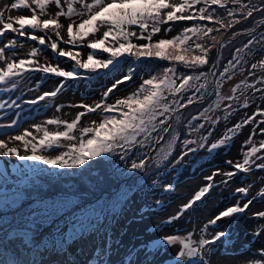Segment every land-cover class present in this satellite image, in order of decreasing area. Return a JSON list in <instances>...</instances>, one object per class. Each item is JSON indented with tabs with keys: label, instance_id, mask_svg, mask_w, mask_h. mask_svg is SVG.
<instances>
[{
	"label": "snow or ice",
	"instance_id": "obj_1",
	"mask_svg": "<svg viewBox=\"0 0 264 264\" xmlns=\"http://www.w3.org/2000/svg\"><path fill=\"white\" fill-rule=\"evenodd\" d=\"M50 5L54 6L51 13L46 11ZM218 8L224 10L226 17L218 16ZM21 9H31L32 15L30 17L23 14L11 15L13 10L19 12ZM256 13H260L262 19L257 20L254 27L244 29L243 34L248 39L241 47L234 50L232 58L227 62L223 72L220 73L221 81L224 77L231 79V75L241 68L242 61L239 56L241 51H251L253 46L257 44L264 46V31L257 34L259 29L264 28V0H261L259 5L250 2L245 3L244 0H9L8 3L0 5V29H2L0 30V37H3L8 31L14 34L18 33L21 37H27L32 41H37L41 46L50 48L57 59L67 58L73 61L74 65L73 70H63L59 65L42 66L37 61L41 49L35 47L23 59L15 60L16 53H12L13 59L8 62L5 49L14 48L18 44L13 39L10 43L0 47V61L6 62V67L0 68V85H7L11 82V87L15 89L17 84L14 78L22 77V70H27L29 67L35 71L64 78L55 90L43 93L38 97L39 101H45L46 97H56L65 87L67 79H87L90 73L107 72L117 66L121 57H130L135 61L159 59L180 62L184 68L194 72L197 67L209 63L205 57L217 43V37L211 34L232 28L234 24L240 23L242 20L254 19ZM40 15L45 18H38ZM60 17H67V22L61 23ZM204 21L209 22V24L200 23ZM180 22H193V24L192 26H185L180 34L169 37L168 33H171L174 26ZM210 25H219V28ZM26 26L34 31H45L46 34L43 36L29 34L24 31ZM61 30L66 33V36ZM160 33H163V38L154 39ZM237 34L233 32L232 37L235 38ZM61 43L71 47L68 49L61 48L59 47ZM191 43H194L196 49L203 55H194L189 60L185 54L190 50ZM228 43L231 41H225L221 47ZM185 45H189V47H185ZM72 48H83L91 51L85 58H82V52L73 51ZM95 50H100L108 55L105 58L97 57L94 55ZM261 50L264 51V48ZM216 59L217 63H212L209 67V72L214 77L220 57L217 56ZM229 68H232V74L229 73ZM255 68L256 65L252 64L249 77L255 75ZM80 69L84 70L83 74L79 71ZM136 74L137 70L129 66L126 72L115 78L111 87L101 93L100 101L91 105H79L85 109L86 113H104L105 115L102 122L97 123L94 127L83 128V133L90 134L91 138L80 140L79 146L73 147L70 152L52 157L43 154L41 148L45 146V143L47 146H51L53 141L60 138L72 140L73 137L70 133L76 128L77 122L81 120L85 112L77 114L72 122L66 123L67 131L50 133L44 130L43 140L36 143L26 139V137L32 136L35 140L31 130L15 135L9 133L13 143H21L23 153H21L19 146H12V143L0 137V157L15 156L20 162L51 166L61 170V174H63L64 170L85 167L92 160L107 158L109 154L118 155L121 161L126 162L128 157L135 152V158L132 159L130 165L126 164L123 170L118 169V173L120 175H123L125 171L129 174L136 171L147 173L152 159L151 153L160 150L158 146L161 142L166 141V138L175 131L174 123L180 122V116L177 113L187 105L196 102L197 94H199L200 99L203 98L204 93L200 91L205 88L203 84L199 85L193 94L187 95L185 98L184 92L192 89L189 82L194 79L198 80L207 74L199 73L194 76L179 72L176 64H169V66L162 67L156 75L142 79L139 85L134 87L131 94L110 103V95L115 94L121 85H126L128 82L135 85ZM178 82L179 86L177 87ZM258 85H264V78L256 80L248 87L252 90L253 95L259 93L260 98L264 99V87ZM235 91L236 88L233 89V92ZM171 93L179 95H168ZM226 99L229 101L228 108L235 110V106L231 104L233 97H226ZM28 103L35 104L37 99L28 101ZM239 106L246 108L250 105L245 101L243 105ZM16 107L18 104L15 100L0 101V110ZM59 110L58 107L57 111ZM208 111V108H204L199 116L194 115L187 121L186 126L190 133L192 131L199 132L206 128L205 123L194 124L193 121L201 119L204 113ZM116 112H119V117L115 115ZM258 116L260 119H257ZM217 122L215 119L209 121L210 130L202 136L200 141L185 138L182 141L185 151L175 160V163H179L189 153L205 147L211 153L223 145L226 140L231 139V136L226 134L224 139L219 141V144L215 142L211 143L210 146L206 144ZM46 123L59 125L64 122L59 119H48ZM251 124H255V126L241 146L242 150L248 146L250 148L243 151L242 160L236 163L231 160L226 161V164L231 166V170L222 173L224 179L220 183L225 186L230 184L233 178L240 173L250 175L254 170L264 171V139L259 142L258 146L254 141L256 135L264 137V108L257 106L254 113L246 116L243 121L227 131L228 133H235L238 129ZM5 127L13 128L16 127V124H0V129ZM36 129L40 131L41 126L36 125ZM189 145L196 146L189 148ZM219 175L221 173L217 170L213 175L206 176L207 183L205 186L201 187L191 200L182 205L178 214L169 217L165 223L172 224L178 220L188 209L201 201L202 197L218 187L212 181ZM252 187L251 184L236 187L233 192L235 202L206 221L198 230V239L193 238L196 229L186 233L183 237L179 235L162 236L158 243L165 247L179 245L172 257L174 264H209L207 257L214 250L213 246L217 242L226 243L228 238V233L225 231H210V229H215L218 222L226 218L231 219L236 215L249 212L254 200L264 199V188H261L254 197L248 199ZM168 190L169 188H165V191ZM45 202L38 200L30 205L28 220L34 225L38 221L47 223L62 219V223L67 227L65 234L67 240H72L94 230L103 222L104 216L115 208L113 204L105 207L102 201H97L94 204H83L81 196L68 194L52 201L53 203L47 207L43 206ZM69 202L70 206L65 207V205H69ZM159 204L160 202L157 201V206ZM91 206H98L92 208L96 215L89 219L88 226L77 228V224L80 222L69 218L76 217L77 213H82ZM252 216L257 221H264V211L253 212ZM10 235H15V233ZM254 236H264V223L258 225ZM108 254L107 250L97 249L95 256L88 264H108ZM259 256L260 259H252L248 264H264V249L259 250ZM0 264H19V261H0Z\"/></svg>",
	"mask_w": 264,
	"mask_h": 264
},
{
	"label": "rangeland",
	"instance_id": "obj_2",
	"mask_svg": "<svg viewBox=\"0 0 264 264\" xmlns=\"http://www.w3.org/2000/svg\"><path fill=\"white\" fill-rule=\"evenodd\" d=\"M9 0H2L0 2V5L8 3ZM245 3H254V4H260L261 0H244ZM54 6L50 5L47 12L51 13ZM17 14H23L25 16H30L32 14L31 9H23L20 12H13L11 15H17ZM38 18L42 19L45 18L43 15L38 16ZM262 19V18H261ZM256 19L253 21L251 28L254 23H256ZM61 23L67 22V17H60ZM180 28V23L176 24L173 28V31L171 33L176 32ZM34 30L29 29L27 33H30ZM50 31V30H47ZM63 35L66 36V33L61 30ZM39 32L43 35L46 34L45 31L39 30ZM168 33V36L171 34ZM246 36V35H245ZM163 37V33L157 34L154 38ZM53 39L55 37L53 36ZM29 44L27 42L21 44L20 48L26 49L30 48L28 46ZM59 47L68 49L71 46L61 43ZM73 51L79 50L82 52V58L86 57L88 52L90 50L83 49V48H72ZM18 51V49L16 50ZM16 51H9L5 50L6 57L11 56L12 53H16V56L18 55V52ZM47 56L51 59L50 62L53 66L59 65L63 70L65 67L63 66V63L58 60L55 57V54L51 52V50H48ZM23 58V57H22ZM37 60L40 61V58L37 57ZM48 60V59H47ZM259 61V59H258ZM44 63L47 64L46 60H44ZM43 63V64H44ZM257 68V65H256ZM255 68V69H256ZM117 76H120L118 72L115 73V78ZM249 80H253L254 76L249 77V74L242 75L241 73H235L233 76H231V79L226 78V80L221 84L220 87V97L219 102L217 105L212 108L210 111H208L204 116V121H210V120H217L218 123L215 125L214 131H212L211 136H209L207 140V145L210 146L211 143H218L219 141L223 140L225 135L231 136V139H228L225 141L223 145H220L217 149L213 150L211 153L208 151V155L204 157H209L210 160H216L215 162L217 165L212 166L209 163H204L202 166H200L198 169H196L191 174H183L182 176L178 177L177 179L173 180L175 189L177 192L173 194L170 197H164L159 196L158 191H151L148 192V198H151L152 200L158 199L160 202L159 206L157 204H150L145 202V205L142 207L141 212L137 215L130 213L125 218H122L120 223L122 224L123 228V237L120 243L115 244L114 248H118V252L116 255H114L111 258V261L113 262V259L118 261V264H169L172 260V257L175 254V249L179 247V245L175 246H169V247H162L158 250H155L150 247L149 243L147 241L151 240L152 238H156L159 236H166L173 233L182 234L184 236L186 233L193 231V229H196V233L194 235V239L199 238V228H201L206 221H208L211 217L221 212L226 207L232 205L235 202V197L233 196V192L235 191L236 187L242 186V182L238 179L233 180L230 184L227 186L221 184L220 182L223 180L222 178L223 172L231 170V166L226 164V161L231 160L233 163H236V159H242L243 158V151H246V148L242 150V140L241 137L251 133L250 125H246L240 129H238L235 133L237 134V137L233 136L235 133H228L229 128H233L237 123H240L245 119V115L248 113L249 110H253V108L257 105L261 108H264V99L260 98V94L257 93L255 95L249 93L248 89L243 88L241 91H239L238 88H240L243 84H241V81H243L245 78ZM54 78H56L53 74L48 78L45 85H42L40 88L42 89H50L55 82H53ZM27 84L24 88V90H27L30 94L37 93L36 88H33V85L36 84V79H29L26 80ZM133 85V84H132ZM122 89L119 87V90L115 92V94L110 95L111 98L114 99L117 97L124 96L129 88L132 86ZM239 85V87H237ZM179 86V85H178ZM214 82L212 83L211 89H213ZM245 87V86H244ZM187 88V86H186ZM236 88V91L233 92V89ZM243 93V94H242ZM173 95H176L174 93ZM179 94H177L178 96ZM226 97H233L231 100V104L235 106V110L229 109V101L226 99ZM51 102L41 108L35 116L31 117L29 116L20 126L13 128L11 131L12 135L15 134H22L23 131L31 130L33 133V136H35V140H33L32 136L26 137V139L30 140L33 143H36L38 141L43 140V131L47 130L50 133L60 131V128L58 125H48L46 121L48 119H59L63 122H69L72 121L76 115L77 111L80 109H83L79 107L81 104L85 105H91L95 104L97 101H100V96L93 93V89L90 87H86L79 85L75 89H71V86H68L65 91H61L56 97L50 98ZM247 101L250 105L249 107H240L239 105H243L244 102ZM257 106L255 108H257ZM59 107V111H57V108ZM220 109V110H219ZM228 109V110H226ZM259 117V116H258ZM257 117V119H258ZM86 120L87 126H91L88 124H94L96 123L99 118L97 117L96 113H87L83 116V120ZM63 124V123H62ZM36 125L41 126V130L37 131ZM62 127H65L63 124ZM210 130V125H206L205 129H201L197 135H194V140L200 141L203 135H206L207 132ZM224 135L222 138L219 139L220 135ZM5 140L12 143V146H19L21 153H23V146L20 142H12L10 139V136L7 135L3 137ZM248 138V137H247ZM246 138V139H247ZM264 139V137L260 135H256L254 137V141L259 145V142ZM54 142V141H53ZM196 146V145H194ZM38 147L40 145L38 144ZM47 144L45 143V146L41 148L42 153L44 154L47 148ZM224 147H228V151L223 152ZM59 148H55L54 150L50 151H56ZM250 146H248V149ZM171 146H167L162 149L159 153L155 154L153 157L154 160L157 158H163L166 151L171 150ZM30 150V145H29ZM208 150V149H207ZM197 152V151H196ZM2 158L5 159V157H0V160ZM14 159V163L9 166L8 170L13 171V173L6 174L3 171H0V195H3L5 197L4 202H0V211L8 213L9 209H15V216H21V217H29L30 214V205L31 203H24L22 205H13L10 202H8V194L15 190L17 187V184L22 180V178L26 177L30 171L31 168L37 167L41 168V165L38 163H32L29 164V162L21 163L24 165L25 169L21 170L19 166L16 164L17 157L12 156ZM10 159V157L6 158ZM201 160V159H200ZM4 162V161H3ZM189 165L193 164L191 160H188L187 162ZM219 170L221 175L215 177L217 178L218 187H215L212 189L209 193H207L204 197L201 198V201H198L191 209H188L185 214L180 216V218L176 221H174L172 224H167L165 221L173 216L176 215V213L179 211V206L187 203L189 200L193 198V195L205 184L207 181L205 180L206 176H209L211 172H216ZM214 172V173H215ZM259 171L254 173L255 177ZM169 182V181H168ZM251 185H253L252 189L250 190L248 199H251L256 195L258 191H260L261 188H264V171H261V174L251 182ZM126 185H122L120 183L118 187L115 189L118 193L115 195L114 199L110 200L105 207H108L109 204H113L115 206L114 210H110L103 219V222L100 223L94 230H90L93 232V235L91 238H89L87 241H83L81 244H77L72 239V248L74 251L80 250L84 252L87 250L90 246H92V240H95V236L98 235H105L106 232H108V228L112 227V219L116 216V206L120 203V196L122 195L123 191L125 190ZM143 196H146L145 192H142L141 196L138 200H143ZM167 198V199H166ZM45 201V200H41ZM243 202V200H242ZM52 203L49 201L45 202V207L48 205H51ZM84 204H94L92 203H84ZM41 206V205H37ZM70 206L65 205V207ZM59 207V205H58ZM97 206H91L88 209H85L82 213H77L76 217H71L69 219H75L78 220L80 223L77 224V228L81 226H88L89 219L94 217L96 213L93 212L92 208ZM256 211H264V199H256L254 200L253 206L251 207L250 211L241 215H236L233 218H231L229 221L227 219H224L220 222H218L215 229H210V231L215 230H223L226 233H228V238L226 243L217 242V244L214 247V250L208 255L209 264H248V262L252 259H260L259 256V250L264 249V236L256 237L254 236V232L256 228L259 225V222L264 223L263 221H257L253 218L252 213ZM47 215V214H42ZM8 221V216H4L0 218V227L5 225ZM43 222V221H42ZM41 223V222H37ZM95 223V221H93ZM229 223V224H228ZM54 225L56 229H61L65 227L62 223V219H56L51 222L42 223L43 226H49ZM230 225V227L226 226ZM238 229L239 233L232 239H229L230 232L232 229ZM118 231V229L116 230ZM86 234V233H85ZM71 235V234H69ZM174 235V234H173ZM66 244V236L60 240L59 249L62 251L63 245ZM82 248V249H81ZM77 254H75V257ZM155 256H158V258H155ZM158 260L156 262V260Z\"/></svg>",
	"mask_w": 264,
	"mask_h": 264
},
{
	"label": "trees",
	"instance_id": "obj_3",
	"mask_svg": "<svg viewBox=\"0 0 264 264\" xmlns=\"http://www.w3.org/2000/svg\"><path fill=\"white\" fill-rule=\"evenodd\" d=\"M257 5H259V4H257ZM217 14H218V16H225L226 17V14L224 13L223 9L218 8ZM261 18H262L261 14L256 13L254 19L250 18L249 20H242L240 23L234 24V26L232 28L221 30V31L214 32L213 34H211V35H215L217 37V43L210 49L207 56L205 57L209 61V63L206 65L197 67L194 72H192L189 69L184 68L180 64V62H171V61H164V60H159V59L135 61L129 57V59L131 61L128 64V68H129V66L135 68L137 70V73H142V71H140V69L141 70L143 69L145 73L147 72V76L144 78H141V80L145 79V78H149L152 75H156L157 73L160 72V69L162 67L169 66V64H176V65H178V71L179 72H185L187 74H192L194 76L198 75L199 73H206L207 74L206 76H201L198 80L194 79L193 81L189 82L192 85V89L184 92L185 98L187 97V95L193 94V91L201 84L205 85V88L200 90L201 93H204L203 98L200 99L199 94H197L198 99L196 102H194L191 105H187L186 107L181 109L179 111V113H177L180 116V122L174 123L175 131L166 138V141H162L158 147L165 145L167 143V141H169L170 139L176 138L174 145L176 147H181L182 150H185L184 146L182 144V141L185 138L194 140V135H197L198 132L192 131L190 133L188 127L186 126L187 121L189 119H191V117L194 115L199 116V114L201 112H203L204 108H208L210 111L212 108H214L217 105V103L219 102V97H220L221 84L227 78V77H224L223 80L221 81L220 80V73L223 72V69L227 65V62L232 58L234 50L238 47H241L247 41L248 37L244 36V37L237 38V39L231 41V43L226 44L224 47L219 48L220 49L219 52L221 55H220V60L218 62V68H217L216 76L214 79V86H213V89L211 90V92L207 95V97L204 98L206 91L208 89L207 79L211 75V74H209V67L215 61V57L217 54L216 47H217L218 42L223 38L232 36L233 32H238L240 30H244L246 28H249L254 20L261 19ZM200 23L201 24H209V22H206V21L200 22ZM192 24H193V22H180V28L176 32L171 33L169 35V37L180 34L183 31V28L185 26H192ZM210 26H214L216 28H219V25H210ZM260 31H264V28L259 29L257 34H259ZM159 38H163V37H159ZM193 40H195V37H193ZM209 43H211V41H209ZM185 47H189V45H185ZM262 48H264V46L257 44V45L253 46L251 51H241L239 53L240 60L242 61V65H241V68H239L238 70L235 71V73L238 72V73H241L242 75H245V74L248 75L249 71L251 70V65L252 64L257 65V68L254 69V72H255L254 79L249 80L246 77L243 81H241V84H243V85L240 88H238L239 91H241L243 88H246V89H248L249 93L253 94L252 90L249 89L248 85L255 82L258 79L264 78V51L261 50ZM197 54L203 55L202 53H199L198 49H196L195 44L191 43L190 44V50L185 54L186 58H189V60H190V58L192 56L197 55ZM258 59H259V61H258ZM144 72L141 75V77L144 75ZM229 73L232 74V68H229ZM234 74H232L231 76H233ZM178 85H179V82L177 83L176 86L178 87ZM258 86L264 87V85H258ZM205 89H206V91H205ZM132 90L128 93V95L131 94ZM182 91H184V90H182ZM173 94L174 93H171L168 95H173ZM255 107L253 108L252 111L249 110L248 113L244 117L246 118V116L254 113L257 109ZM205 114L206 113H204V115ZM117 117H119V115ZM258 119H260V117H258ZM201 122L205 123L206 125H209V121H204L203 117L197 121H193L194 124H198ZM254 126H255V124H251L250 130H252V128ZM223 136H224L223 134L220 135L219 139L222 138ZM247 137H248V135L244 136V142H245ZM188 147L192 148L195 146L189 145ZM246 150H248V148H246ZM145 151H147V149H145ZM62 153H64V152H62ZM58 154H61V153H58ZM58 154H56V155H58ZM206 154H208L207 147L202 148V149L198 150L197 152L189 153L187 155V157L185 156L186 157L185 160L183 159L179 163H176L175 168H176L177 172L180 171L181 168H184V166H186V163H187L186 160H191L193 163L196 164L200 161V159H202V156H204ZM134 158H135V152L128 157V160L126 162L121 161L119 159L118 155L116 156V155H111V154H109L107 156V158H97V159L93 160V163L91 165H89L87 171L84 174L80 175V179L76 181L77 185L74 184L72 186L63 184V182L65 180L70 178V176H68L67 174H61V172H55L53 174L45 173V172L44 173H35L31 176V179H30L31 185L30 186L26 185L25 189H26L27 193H28V191L33 192V191L38 190L41 192L40 194H48L49 192H63V193H65V191L66 192L72 191V192L77 193V191L78 192H84L86 190L87 191H96V192H99L102 189L111 190L115 185H117L119 183V181L121 179H125L129 175V173H127L126 171L124 172L123 175H120L117 170L118 169H120V170L125 169V165L126 164L130 165L132 159H134ZM157 165H158V163H153L148 168V170L154 169L157 171L158 170ZM143 176L147 177L146 173H143ZM152 177H155V176H152ZM126 180H128V179H126ZM135 180H136L135 177L132 176V178L128 180L129 181L128 185H130V183L131 184L136 183ZM158 181H160V179ZM161 182H162V180H161ZM46 183H47V186L44 187Z\"/></svg>",
	"mask_w": 264,
	"mask_h": 264
},
{
	"label": "bare ground",
	"instance_id": "obj_4",
	"mask_svg": "<svg viewBox=\"0 0 264 264\" xmlns=\"http://www.w3.org/2000/svg\"><path fill=\"white\" fill-rule=\"evenodd\" d=\"M15 233V235H10ZM45 231L19 220L0 229V261L17 260L19 264H50L58 253V239ZM69 247V244H68Z\"/></svg>",
	"mask_w": 264,
	"mask_h": 264
},
{
	"label": "water",
	"instance_id": "obj_5",
	"mask_svg": "<svg viewBox=\"0 0 264 264\" xmlns=\"http://www.w3.org/2000/svg\"><path fill=\"white\" fill-rule=\"evenodd\" d=\"M255 25H256V23H254V25H253L252 27H254ZM252 27H251V28H252ZM243 32H244V31L236 32V33H238V34L235 36V38H233L232 36H230V37H227V38H224V39L220 40V41L218 42L217 47H220L221 44H223L225 41H229V40L232 41L233 39H236V38H238V37L245 36V35L243 34ZM217 56H219V55H217ZM216 58H217V57H216ZM215 63H217V59H216ZM213 81H214V76L212 75L211 79L208 81V86H209V88H208V91H207V92H209V91L211 90V87H212V83H213Z\"/></svg>",
	"mask_w": 264,
	"mask_h": 264
}]
</instances>
